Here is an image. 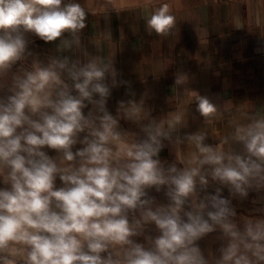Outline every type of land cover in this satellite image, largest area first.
Segmentation results:
<instances>
[{"label":"clouds","instance_id":"clouds-1","mask_svg":"<svg viewBox=\"0 0 264 264\" xmlns=\"http://www.w3.org/2000/svg\"><path fill=\"white\" fill-rule=\"evenodd\" d=\"M87 16L78 0H0V82L11 79V94L0 96V182L9 186L0 188V264H209L196 242L217 228L227 242L215 264H264V217L245 220L241 231L219 187L197 202V188L210 180L241 199L264 189V116L233 119L215 145L200 131L174 138L186 126L183 114L152 119L143 100L121 102L113 116L106 108L109 78L118 85L111 58L85 52L81 63L64 55L81 46ZM146 23L167 35L175 17L162 4ZM36 40L55 42L60 55L42 62L31 50ZM187 82L186 74L175 80ZM191 92L210 121L217 105ZM121 118L147 121L144 138L123 131ZM164 141L177 153L185 141L195 150L177 156L183 167L165 168ZM162 186L169 203L156 205L146 190ZM150 224L160 235L145 249L133 237Z\"/></svg>","mask_w":264,"mask_h":264},{"label":"crops","instance_id":"crops-1","mask_svg":"<svg viewBox=\"0 0 264 264\" xmlns=\"http://www.w3.org/2000/svg\"><path fill=\"white\" fill-rule=\"evenodd\" d=\"M88 10L86 27L80 34L81 46L64 53L73 60L86 62L84 55L110 59L117 70L115 87L110 86L106 108L116 116L121 102L143 100V107L152 119L183 114L186 126L178 128L173 137L183 138L198 131L207 133L205 143L215 145L233 129V119L247 123L249 116H264V0H78ZM167 4L175 24L169 34L158 35L147 27L148 16ZM36 58L47 63L49 57L60 55L56 43L36 40L31 49ZM16 71V68L13 69ZM188 76L184 85H176V77ZM11 79L0 82V96L11 94ZM191 91L207 96L217 105V114L210 121L196 110ZM75 94V92H73ZM98 99V97H94ZM91 108V105H89ZM88 108L84 109L87 114ZM141 123H147L143 121ZM141 123L124 118L119 121L123 131L144 138ZM83 135V134H82ZM159 153L162 165L183 167V159L194 146H176L164 141ZM82 147L77 144L73 151ZM239 150V145H233ZM52 157L55 150L45 148ZM178 156V158H177ZM57 186H60L57 180ZM9 187L0 182V188ZM231 200L236 210L235 222L243 231L250 218L264 217V189L249 190L246 198L233 197L227 186L209 181L206 189L197 188V202L215 195ZM167 188L147 189V197L156 205H167ZM191 198L185 211L191 210ZM211 207L207 211H211ZM183 215V213H181ZM206 217V214H205ZM207 218V217H206ZM227 242L222 230L196 242L202 254L215 264L219 249Z\"/></svg>","mask_w":264,"mask_h":264},{"label":"rangeland","instance_id":"rangeland-1","mask_svg":"<svg viewBox=\"0 0 264 264\" xmlns=\"http://www.w3.org/2000/svg\"><path fill=\"white\" fill-rule=\"evenodd\" d=\"M159 235H160V232L156 228V226L154 224H150L146 226V229L143 235L133 237V239L136 243H139L143 245L145 249H148L152 246L150 243V240H154Z\"/></svg>","mask_w":264,"mask_h":264}]
</instances>
